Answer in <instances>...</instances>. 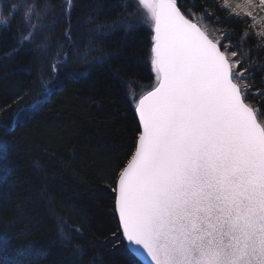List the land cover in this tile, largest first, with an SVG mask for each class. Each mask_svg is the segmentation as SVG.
Segmentation results:
<instances>
[{
    "label": "snow or ice",
    "instance_id": "1",
    "mask_svg": "<svg viewBox=\"0 0 264 264\" xmlns=\"http://www.w3.org/2000/svg\"><path fill=\"white\" fill-rule=\"evenodd\" d=\"M0 4V67L21 53L31 57L26 71L32 83L14 104L34 95L17 118L45 104L77 66L118 63L110 70L122 80L147 63L155 77L150 90L131 97L136 136L115 173L117 225L110 237L91 239L88 213L55 173L33 161L40 180L35 198L67 253L61 264H104L98 245L112 253L123 249L131 264H264V111L249 99L264 104V31L255 33L254 47H245L251 31L237 37L231 28L210 30V23H221L217 10L195 0L188 8L178 0ZM228 4L219 5L225 19L240 17L235 9L228 12ZM258 11L264 0L243 13L253 21L250 28L264 23ZM144 28L151 33L146 61L135 47ZM8 147L0 138V161Z\"/></svg>",
    "mask_w": 264,
    "mask_h": 264
},
{
    "label": "trees",
    "instance_id": "2",
    "mask_svg": "<svg viewBox=\"0 0 264 264\" xmlns=\"http://www.w3.org/2000/svg\"><path fill=\"white\" fill-rule=\"evenodd\" d=\"M178 3L188 8L193 0ZM195 3H207L217 10L221 23H210V30L231 28L237 37L249 30L253 36L245 47L257 44L258 31L250 28L252 20L243 15L225 19L227 12L219 10L223 0ZM150 35L147 28L135 35L136 55L144 61L148 59ZM116 46L115 42L111 45ZM30 60L21 53L7 68L0 67V138L9 146L6 160L0 161V264H61L67 253L59 248L54 220L35 198L40 180L33 161L39 160L55 173L67 195L75 196V203L88 213L87 235L91 239L110 237L117 225L111 192L115 173L130 155L136 136L131 97L150 90L155 77L147 63L134 66L122 80L114 78L110 70L118 63L91 70L77 66L75 74L64 80L45 104L17 118L14 114L31 103L34 95L26 97L24 104H14L21 90L32 83L33 77L26 71ZM249 99L264 111V104ZM6 128L12 130L6 132ZM111 247L109 244L108 249ZM95 251L103 255L104 264L132 261L123 249L112 253L98 245Z\"/></svg>",
    "mask_w": 264,
    "mask_h": 264
},
{
    "label": "rangeland",
    "instance_id": "3",
    "mask_svg": "<svg viewBox=\"0 0 264 264\" xmlns=\"http://www.w3.org/2000/svg\"><path fill=\"white\" fill-rule=\"evenodd\" d=\"M259 5V0H255V4L253 6L248 5L247 0H229L228 4V11H232L235 9V11L241 13L243 15L246 11H252L255 6ZM256 16L259 19V17H264V11H258L256 12ZM253 22V21H252ZM257 31H264V23H261L258 27L255 28Z\"/></svg>",
    "mask_w": 264,
    "mask_h": 264
},
{
    "label": "bare ground",
    "instance_id": "4",
    "mask_svg": "<svg viewBox=\"0 0 264 264\" xmlns=\"http://www.w3.org/2000/svg\"><path fill=\"white\" fill-rule=\"evenodd\" d=\"M113 206H114V202H113Z\"/></svg>",
    "mask_w": 264,
    "mask_h": 264
}]
</instances>
